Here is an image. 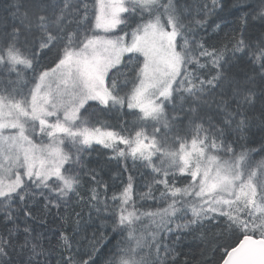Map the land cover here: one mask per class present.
Masks as SVG:
<instances>
[{
    "label": "snow or ice",
    "instance_id": "snow-or-ice-1",
    "mask_svg": "<svg viewBox=\"0 0 264 264\" xmlns=\"http://www.w3.org/2000/svg\"><path fill=\"white\" fill-rule=\"evenodd\" d=\"M112 236L104 264H264V0H0V264Z\"/></svg>",
    "mask_w": 264,
    "mask_h": 264
},
{
    "label": "trees",
    "instance_id": "trees-1",
    "mask_svg": "<svg viewBox=\"0 0 264 264\" xmlns=\"http://www.w3.org/2000/svg\"><path fill=\"white\" fill-rule=\"evenodd\" d=\"M213 20H215L217 23H219L220 21L216 19V17H212ZM231 19H234L231 18ZM201 35H208L211 36L212 34V30L211 28H209L207 30V33L205 32H201ZM224 33L220 32L218 36H215L213 40L209 41V44H212L215 42V40H218L220 37H223ZM48 59V57H43L41 60V63L46 62ZM29 75H31L29 73ZM125 112H127V109H125ZM106 119H108L112 124L117 126V130L119 129V125L120 122L128 120L131 121L132 117L128 116V115H121L119 116V118L117 119L116 116H109V117H105ZM252 146V145H250ZM95 147V151H91V154L89 155L88 153H85V159L88 161V167L89 168H94L96 169V171L99 173V178L103 179L104 181H107L109 184L108 190H107V195L110 197L113 194V191H118L119 187L121 186L120 181L119 180H113L112 179V175L115 171H117L118 169V165L116 163V161H112L111 163H107V159L109 156L112 155L111 151L108 149H104L102 148V146H94ZM121 147H123L121 145ZM261 157L260 156H255L256 160H259ZM128 167L129 169L132 168V164H131V160H129L128 162ZM141 171L144 170H133L130 173L129 172H124L123 173V181L126 183L129 174H131L133 177H135V186H136V191L140 192V191H144V180L141 177ZM103 191V190H102ZM145 207H147V205H145ZM79 210V209H78ZM55 211V210H53ZM51 218L49 217V220ZM85 219H87V209H85ZM38 223V222H37ZM99 223V222H97ZM48 228H53L55 227V225H53L52 223H49L47 225ZM91 229L89 230V235H91ZM108 233L111 235V228L109 227L108 229ZM116 239H118V237L112 236V242L111 244H109L106 248H104L103 253L104 255H102L101 260L98 261V264H104V259L106 258V254L109 252L110 249H112L113 245L116 243ZM197 244H199V241H194L191 244V247H184L181 248L180 251L182 253H189V252H199L200 248L197 247ZM211 247V245H209V248ZM181 261L184 259V256L181 255L180 257Z\"/></svg>",
    "mask_w": 264,
    "mask_h": 264
}]
</instances>
